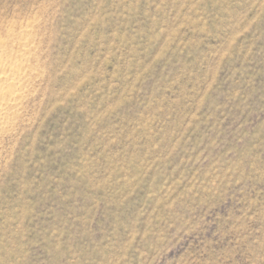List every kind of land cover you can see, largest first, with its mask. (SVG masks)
Segmentation results:
<instances>
[{
    "label": "rangeland",
    "instance_id": "obj_1",
    "mask_svg": "<svg viewBox=\"0 0 264 264\" xmlns=\"http://www.w3.org/2000/svg\"><path fill=\"white\" fill-rule=\"evenodd\" d=\"M28 21L0 264H264V0H0Z\"/></svg>",
    "mask_w": 264,
    "mask_h": 264
},
{
    "label": "bare ground",
    "instance_id": "obj_2",
    "mask_svg": "<svg viewBox=\"0 0 264 264\" xmlns=\"http://www.w3.org/2000/svg\"><path fill=\"white\" fill-rule=\"evenodd\" d=\"M36 26L28 21L0 30V138L16 128L42 76Z\"/></svg>",
    "mask_w": 264,
    "mask_h": 264
}]
</instances>
